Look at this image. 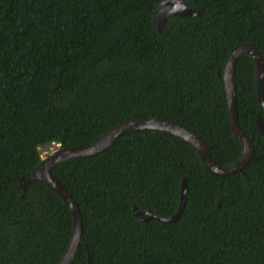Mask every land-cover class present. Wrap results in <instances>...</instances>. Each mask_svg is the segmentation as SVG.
<instances>
[{"label": "trees", "instance_id": "trees-1", "mask_svg": "<svg viewBox=\"0 0 264 264\" xmlns=\"http://www.w3.org/2000/svg\"><path fill=\"white\" fill-rule=\"evenodd\" d=\"M167 0H0V264H59L74 223L63 200L32 181L41 147L94 144L117 125L157 117L195 131L222 167L243 146L231 131L223 80L229 53L264 57V0H184L198 12L162 32ZM238 123L260 161L217 177L186 141L128 132L102 154L56 164L78 203L83 234L73 264H264V124L257 67L235 66ZM140 222L133 206L174 216Z\"/></svg>", "mask_w": 264, "mask_h": 264}, {"label": "water", "instance_id": "water-1", "mask_svg": "<svg viewBox=\"0 0 264 264\" xmlns=\"http://www.w3.org/2000/svg\"><path fill=\"white\" fill-rule=\"evenodd\" d=\"M198 12L191 8L184 0H167L160 4L154 12L153 20L159 32H162L168 20L174 17H194ZM242 55H249L253 58L257 67V97L258 102L264 110V57L261 52L249 44L237 45L228 55L225 66L218 72V77L223 80V85L227 100V114L231 131L240 140L243 146V152L239 160L231 166H219L209 148L203 139L190 128L167 119L148 117L135 118L125 121L92 145L85 147L65 148L61 144H54L57 148L49 154L35 169L32 179H21L23 196L32 181L45 183L48 185L66 204L74 223V230L69 247L59 264H73L80 247L83 234V219L80 207L67 187L53 174V167L61 162L87 158L104 153L110 149L117 140L128 132L141 130H155L174 135L188 144H190L199 154L206 170L217 177H228L237 173H243L252 163L260 161L263 156H258L255 151V145L250 137L243 132L238 123L237 109V86H236V63ZM259 131L264 137V124L260 117L256 121ZM187 185L184 179L180 191V206L177 213L170 218H161L154 215L151 211L141 212L136 206H133L134 217L140 222H150L157 220L162 223H174L180 219L183 214L186 203Z\"/></svg>", "mask_w": 264, "mask_h": 264}, {"label": "rangeland", "instance_id": "rangeland-1", "mask_svg": "<svg viewBox=\"0 0 264 264\" xmlns=\"http://www.w3.org/2000/svg\"><path fill=\"white\" fill-rule=\"evenodd\" d=\"M57 148L56 145H48L40 148L42 158H46L49 154H51Z\"/></svg>", "mask_w": 264, "mask_h": 264}]
</instances>
